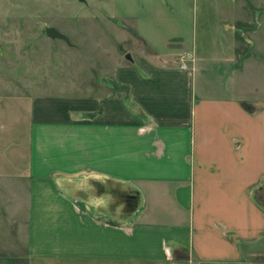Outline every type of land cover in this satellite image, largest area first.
Returning <instances> with one entry per match:
<instances>
[{"label": "crops", "instance_id": "obj_1", "mask_svg": "<svg viewBox=\"0 0 264 264\" xmlns=\"http://www.w3.org/2000/svg\"><path fill=\"white\" fill-rule=\"evenodd\" d=\"M108 48L75 95L33 104L25 221L0 264H264V100L222 65L216 85Z\"/></svg>", "mask_w": 264, "mask_h": 264}, {"label": "rangeland", "instance_id": "obj_2", "mask_svg": "<svg viewBox=\"0 0 264 264\" xmlns=\"http://www.w3.org/2000/svg\"><path fill=\"white\" fill-rule=\"evenodd\" d=\"M102 47L122 60L145 50L162 67H179L188 52L197 76L216 84L222 65L224 83L235 76L239 94L264 100V0H0V256L14 242L6 228L17 236L25 221L33 104L75 95L80 66L92 77Z\"/></svg>", "mask_w": 264, "mask_h": 264}, {"label": "built area", "instance_id": "obj_3", "mask_svg": "<svg viewBox=\"0 0 264 264\" xmlns=\"http://www.w3.org/2000/svg\"><path fill=\"white\" fill-rule=\"evenodd\" d=\"M193 62V56L191 53H185L182 58H181V62H180V69L181 70H189L190 68V64Z\"/></svg>", "mask_w": 264, "mask_h": 264}, {"label": "water", "instance_id": "obj_4", "mask_svg": "<svg viewBox=\"0 0 264 264\" xmlns=\"http://www.w3.org/2000/svg\"><path fill=\"white\" fill-rule=\"evenodd\" d=\"M80 2L86 3V0H79ZM46 34L48 37L53 38V39H62L65 40L67 37L60 33L57 29L55 28H49L46 31Z\"/></svg>", "mask_w": 264, "mask_h": 264}]
</instances>
